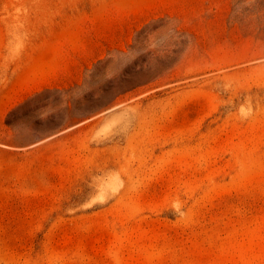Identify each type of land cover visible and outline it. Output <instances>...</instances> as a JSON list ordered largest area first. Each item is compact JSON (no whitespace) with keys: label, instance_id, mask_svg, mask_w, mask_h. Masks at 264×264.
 <instances>
[{"label":"rangeland","instance_id":"obj_1","mask_svg":"<svg viewBox=\"0 0 264 264\" xmlns=\"http://www.w3.org/2000/svg\"><path fill=\"white\" fill-rule=\"evenodd\" d=\"M0 264H264V0H0Z\"/></svg>","mask_w":264,"mask_h":264}]
</instances>
